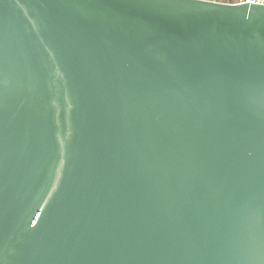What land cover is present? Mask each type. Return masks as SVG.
Returning <instances> with one entry per match:
<instances>
[{
    "label": "water",
    "instance_id": "1",
    "mask_svg": "<svg viewBox=\"0 0 264 264\" xmlns=\"http://www.w3.org/2000/svg\"><path fill=\"white\" fill-rule=\"evenodd\" d=\"M0 264H264V4L0 0Z\"/></svg>",
    "mask_w": 264,
    "mask_h": 264
},
{
    "label": "built area",
    "instance_id": "2",
    "mask_svg": "<svg viewBox=\"0 0 264 264\" xmlns=\"http://www.w3.org/2000/svg\"><path fill=\"white\" fill-rule=\"evenodd\" d=\"M217 2H227V3H257L264 4V0H211Z\"/></svg>",
    "mask_w": 264,
    "mask_h": 264
}]
</instances>
